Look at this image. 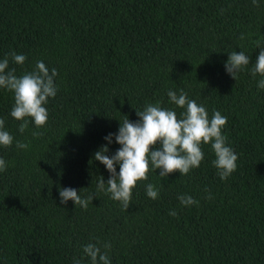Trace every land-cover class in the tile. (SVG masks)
Listing matches in <instances>:
<instances>
[{"label":"trees","instance_id":"trees-1","mask_svg":"<svg viewBox=\"0 0 264 264\" xmlns=\"http://www.w3.org/2000/svg\"><path fill=\"white\" fill-rule=\"evenodd\" d=\"M260 35L264 0L259 7L252 0H0V60L8 58L17 76L37 61L58 72L42 128L29 122L21 133L10 115L13 94L0 89V118L14 137L0 146L7 163L0 172V264H91L88 243L101 251L110 244L111 264H264V89L257 87L264 77L249 71ZM232 51L250 57L236 80L224 66ZM11 52L23 54L24 64ZM169 90L186 92L209 117L214 110L227 117L222 132L238 155L236 170L221 181L211 146L202 145L198 168L166 178L150 172L125 211L97 192L110 174L93 154L147 103L179 116L184 109L169 101ZM17 141L29 147L18 149ZM119 147L113 136L106 154ZM148 183L158 199L146 195ZM64 187L97 196L87 209L61 204ZM179 195L199 203L181 205Z\"/></svg>","mask_w":264,"mask_h":264},{"label":"clouds","instance_id":"clouds-1","mask_svg":"<svg viewBox=\"0 0 264 264\" xmlns=\"http://www.w3.org/2000/svg\"><path fill=\"white\" fill-rule=\"evenodd\" d=\"M252 4L259 7V0H252ZM223 12L224 10L221 9ZM243 39V36H241ZM264 36L256 39V46L259 49L254 66L249 70L255 78L257 75L264 77ZM14 63L23 65L26 57L23 54L10 53ZM250 64V57L245 52L232 51L225 62L226 72L236 80L238 73ZM58 72L55 68L49 71L43 61H37L30 72L17 76L16 70L9 69V60H0V89H6L13 94V106L10 115L19 124V131L25 132L29 122L36 128H42L48 123L49 98L57 95L58 88L55 77ZM257 87L264 89V79L258 81ZM169 101L175 106L184 109L178 116L174 109L160 106V102L147 103L143 110H137L136 121L127 117L120 122L116 133H109L104 137L108 144L115 142L120 147L111 156L108 144L100 146L94 152L93 159L102 163L109 177L107 181L101 176L97 183V192L110 194V198L118 201L123 210H127L132 203V191L141 181L148 180V174L159 169L158 176L166 178L169 174L179 172L180 175H188L189 172L200 166L204 159L202 145H210L215 155L212 161L217 169V175L221 181L226 180L237 167L238 155L228 146L227 137L222 129L227 124V117L219 111L214 110L209 117L207 109L198 104L195 100L189 99L188 94L183 90L177 95L175 91L167 92ZM5 121L0 118V146L10 147L14 137L5 130ZM43 135L41 132H32L33 137ZM18 149H27L29 145L17 141ZM116 165H119L117 172ZM7 163L0 158V172L6 171ZM61 204L71 200L73 204L87 209L91 203L92 193L81 198L78 191L71 187L59 188ZM146 195L156 200L159 198V189L152 183L145 186ZM181 205H197L199 202L188 195H179ZM211 194L207 199H211ZM176 210L169 215L177 216ZM105 251L97 243L84 245V255L91 260V264H111L108 257V250L111 245H102ZM75 264H81L76 260Z\"/></svg>","mask_w":264,"mask_h":264}]
</instances>
